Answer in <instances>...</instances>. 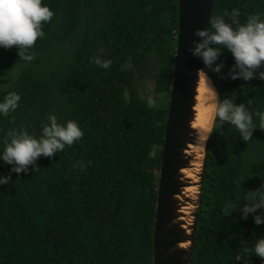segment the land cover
Listing matches in <instances>:
<instances>
[{
    "label": "trees",
    "instance_id": "obj_1",
    "mask_svg": "<svg viewBox=\"0 0 264 264\" xmlns=\"http://www.w3.org/2000/svg\"><path fill=\"white\" fill-rule=\"evenodd\" d=\"M41 2L53 16L30 49L34 59L19 60L15 46L0 48V99L10 91L20 96L0 116V149L13 128L39 136L50 113L59 123L76 121L83 135L38 157L27 173L0 161V177H9L0 184V264H153L179 0ZM233 9L240 23L264 18V0H215L210 21L219 15L231 23ZM97 55L111 60L107 69L90 62ZM233 64L222 50L208 68L217 103L244 104L257 127L244 141L233 125L214 119L191 264H262L251 251L264 237V223L252 219L260 210L246 220L240 214L247 193L264 184V129L255 115L264 110L257 75L264 64L247 81L230 78ZM150 68L159 95L151 105L136 91Z\"/></svg>",
    "mask_w": 264,
    "mask_h": 264
},
{
    "label": "clouds",
    "instance_id": "obj_2",
    "mask_svg": "<svg viewBox=\"0 0 264 264\" xmlns=\"http://www.w3.org/2000/svg\"><path fill=\"white\" fill-rule=\"evenodd\" d=\"M226 15L230 16L231 23L225 22V19L218 15L211 19L210 31H195L194 34L201 39L198 43L193 42L195 47L191 51L194 56L202 59L205 67L211 68L221 51L227 50L234 60L230 78H242L247 81L253 78L254 71L264 64V18L249 15L244 23H240L237 19L238 10L233 9ZM52 16L53 12L47 5L42 4L41 0H0V48L15 46L19 60L31 62L34 54L30 49L37 38L44 36L42 22H48ZM90 62L104 69L111 64V60L102 59L99 55L90 58ZM222 66L218 63L212 70L219 72ZM200 75L205 76L203 71ZM257 75L259 79L264 80V71ZM19 100L20 96L16 92H7L0 99V116H7L14 111ZM148 103L151 105V98H148ZM213 109L214 116L221 122L233 125L242 140L250 139L257 124H254L253 114H250L244 104L237 105L230 99H225L219 103L214 102ZM255 115L259 117L258 127L264 129V110L256 112ZM82 135L83 132L76 121L59 123L57 116L50 113L47 123L41 126L39 136L30 134L24 128L7 131V139L0 149V161L10 165L11 172L27 173L29 165L35 167L38 157L50 158L54 153L62 151L66 145L71 146L75 141H79ZM76 166L73 165L74 168ZM8 179L9 177H0V184H5ZM261 189H264V184ZM261 189L247 193L246 202L241 206V219L246 220L249 214L257 213L258 209L264 210V190ZM252 219L254 224L260 225L264 223V214H255ZM248 251L249 249H244L245 253ZM251 251L264 264V237L254 241Z\"/></svg>",
    "mask_w": 264,
    "mask_h": 264
},
{
    "label": "water",
    "instance_id": "obj_3",
    "mask_svg": "<svg viewBox=\"0 0 264 264\" xmlns=\"http://www.w3.org/2000/svg\"><path fill=\"white\" fill-rule=\"evenodd\" d=\"M214 3L215 0H179L175 64L158 182L153 264H191L193 257L201 206L203 164L212 127L199 159L198 182L195 183L198 193L193 199L185 194L193 181L183 172L195 168L196 159L188 151L197 137L194 123L200 73L203 71L208 78L210 73L191 49L195 47L193 42L198 43L201 39L194 34L195 31H209ZM189 203H192L193 209L185 214L183 208Z\"/></svg>",
    "mask_w": 264,
    "mask_h": 264
},
{
    "label": "bare ground",
    "instance_id": "obj_4",
    "mask_svg": "<svg viewBox=\"0 0 264 264\" xmlns=\"http://www.w3.org/2000/svg\"><path fill=\"white\" fill-rule=\"evenodd\" d=\"M207 79H206V78ZM214 90V92L212 91ZM217 103V93L212 85L211 79L206 75L201 76V81L198 87V98H197V117L194 123V128L197 130L196 133V141L194 144L190 146L189 154L193 155L196 159L194 162L195 168L184 170V174L187 178L193 181L192 186L186 188L185 194L188 197L195 198L198 193V188L195 186L197 181V173L198 168L200 167L199 159L202 157L201 152L204 149V143L207 140V137L210 133L211 127L213 125L214 120V109L213 103ZM193 209L192 203L187 204L186 207L183 208V212L185 214H189Z\"/></svg>",
    "mask_w": 264,
    "mask_h": 264
},
{
    "label": "rangeland",
    "instance_id": "obj_5",
    "mask_svg": "<svg viewBox=\"0 0 264 264\" xmlns=\"http://www.w3.org/2000/svg\"><path fill=\"white\" fill-rule=\"evenodd\" d=\"M153 73H154V69L150 68L146 73L147 78L145 80L138 81L136 84L137 95L147 100L148 98L152 99L159 97V95H157L154 92L155 81H154ZM258 210H260V214H261L262 210L261 209Z\"/></svg>",
    "mask_w": 264,
    "mask_h": 264
}]
</instances>
